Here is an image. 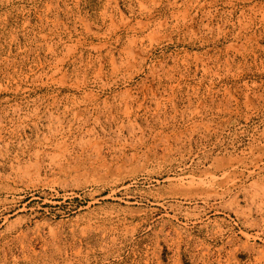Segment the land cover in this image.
<instances>
[{
    "label": "rangeland",
    "instance_id": "rangeland-1",
    "mask_svg": "<svg viewBox=\"0 0 264 264\" xmlns=\"http://www.w3.org/2000/svg\"><path fill=\"white\" fill-rule=\"evenodd\" d=\"M0 264H264V0H0Z\"/></svg>",
    "mask_w": 264,
    "mask_h": 264
},
{
    "label": "bare ground",
    "instance_id": "bare-ground-1",
    "mask_svg": "<svg viewBox=\"0 0 264 264\" xmlns=\"http://www.w3.org/2000/svg\"><path fill=\"white\" fill-rule=\"evenodd\" d=\"M177 193H179V192H175V193L173 192L174 195H172V196H175ZM164 197H165V196H164ZM176 197H178V196H176ZM152 203H153V202H152ZM135 214H136V213H135Z\"/></svg>",
    "mask_w": 264,
    "mask_h": 264
}]
</instances>
